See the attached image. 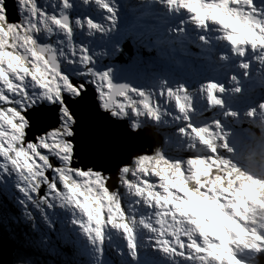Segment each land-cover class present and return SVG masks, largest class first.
<instances>
[{"label": "rangeland", "instance_id": "obj_1", "mask_svg": "<svg viewBox=\"0 0 264 264\" xmlns=\"http://www.w3.org/2000/svg\"><path fill=\"white\" fill-rule=\"evenodd\" d=\"M152 1L156 10L166 8L168 15H179V10L184 14L176 22L177 16L170 18L168 24L166 19L160 23L164 17L157 11L149 14L154 4L148 6L147 0H38L48 16L35 17L27 35L45 39L53 35L54 48L49 49L62 61L75 56L81 66L85 61L99 64L95 66L101 72L111 65L113 77L119 56L132 60L137 81L124 90V96L114 97L122 107L114 106L110 113L127 119L133 129H158L155 132L162 142L152 155L134 157L131 165L117 169L113 192L105 187L106 178L99 171L77 176L65 166L63 175L73 179L62 181L57 174L54 180L61 184L59 192L53 188L50 199L37 197L30 205L34 221L21 212L14 199L18 194L0 191L1 206L7 203L6 196L18 209L9 216L0 208V223L9 229L8 220H21L26 231H16L13 236L46 255V264H68V254H72L63 252L62 258L59 252L66 244L76 254L73 261L81 259L80 264H176L178 257L172 250L179 251L180 243L187 246L208 238L216 252L223 251V244L241 241L258 246L256 230L264 231V187L260 188L264 180H259L264 179V166L259 140L245 141L241 136L243 146L253 150L242 167L229 160L222 144L223 129L232 130V142L237 131L245 133L244 124L259 132L264 127V16L251 9L247 0ZM105 3L111 13L102 8ZM91 6L89 13L73 16L70 28L51 21L53 14H69L78 7L90 10ZM30 49L37 52L26 41H16L14 48L0 45V61L9 76L13 73L8 63L17 65L15 54L31 67L34 57ZM109 54L117 57L107 61L104 57L109 59ZM165 66H172L176 75L166 72ZM247 128L253 137L252 129ZM3 163L11 170L7 160ZM32 175L22 164L20 182L25 188L29 183L35 186ZM38 179L46 183L43 176ZM47 204L58 215L53 216ZM101 215L103 222L97 224ZM13 231L8 232L12 235ZM25 264L38 263L27 257Z\"/></svg>", "mask_w": 264, "mask_h": 264}, {"label": "snow or ice", "instance_id": "obj_2", "mask_svg": "<svg viewBox=\"0 0 264 264\" xmlns=\"http://www.w3.org/2000/svg\"><path fill=\"white\" fill-rule=\"evenodd\" d=\"M248 4L251 9L256 10L257 14L264 16V0H248ZM102 8L109 13L112 11L106 3L102 4ZM17 13L20 17L19 21L9 22L6 0H0V45L6 44L14 48L18 40L32 44L44 43L43 36H29L27 33L35 17L48 16L47 8L41 7L38 0H17ZM50 18L54 25L61 23L56 14ZM204 39L201 37L202 41ZM30 51L34 57L31 67L28 66L24 57L18 54H15L17 65L8 63L12 76L4 71V63L0 61V158H2L0 191L11 196L14 193L18 194L14 199L21 212L34 221L35 216L30 205L37 197L41 201L50 199V190L53 188L59 192L61 184L54 180L57 174H60L62 181L73 179L71 176L63 175L65 166L68 171L74 172L77 176L97 171L95 168L73 165L74 158L82 155L76 140V129L79 127L77 107L87 96L86 87L95 86L100 107L108 110L114 106L122 107L115 102L114 97L124 96L123 89L129 86H116L112 83L111 65L106 66L107 70L101 72L94 63L85 61L83 66L77 64L78 57L73 56L68 61H62L60 66L54 67L37 52L31 49ZM84 51L87 50L84 49ZM6 55L14 54L6 53ZM101 67L105 66L101 65ZM36 112L50 114L46 125L39 126L33 120V114ZM5 128L8 129L7 132L4 131ZM225 143L227 144V139ZM237 145L243 147V140L238 139ZM41 149L45 152L42 153ZM83 151L87 152V145L83 146ZM5 160L12 165L11 170L4 165ZM80 163H83V159ZM22 164L33 173L32 180L35 181V186L29 183L25 188L20 182L23 179L20 176ZM42 165L47 167L37 171L42 169ZM123 170L126 171V167ZM49 172L52 174L51 177L48 175ZM99 175L104 174L100 172ZM39 176H43L46 183H41ZM105 187H107L106 181ZM45 207L52 209L53 216L58 215L53 205L47 204ZM117 207L122 209L123 204ZM47 215L46 211L45 216ZM88 218L93 219L91 215ZM95 222L101 224L103 216L101 215V218ZM74 223L79 226L78 221ZM108 223L112 224V221L109 220ZM118 226L125 227L124 224ZM128 231L131 232V229ZM212 235L216 237L215 233ZM256 239L258 246L245 245L241 241L221 245L222 252L213 251L215 245L207 240L202 243L191 241L187 246L180 243L179 251L175 249L172 251L178 257L176 264H228L231 260H235L236 264H264V231L257 229ZM132 247L135 248V245L133 244ZM156 250L154 245L153 252Z\"/></svg>", "mask_w": 264, "mask_h": 264}, {"label": "water", "instance_id": "obj_3", "mask_svg": "<svg viewBox=\"0 0 264 264\" xmlns=\"http://www.w3.org/2000/svg\"><path fill=\"white\" fill-rule=\"evenodd\" d=\"M6 5L9 12V22L19 21L20 17L17 13L15 0H6ZM61 20L66 24L69 23L66 16L61 17ZM36 46L37 51L51 65L59 66L54 54L48 52L44 43L36 44ZM132 68L131 65L123 64L112 79V83L116 86H133L137 78L136 75L132 74ZM86 91L85 100L77 107L79 127L76 129V140L82 155L74 158L73 165L75 167L95 168L104 175H108V179L106 178L107 188L111 191L115 185L112 183V178L116 177L117 169L123 165H131L134 157L144 154L152 155L162 142L155 131L146 128H138L133 131L134 129L131 128L125 118H116L110 114L109 110H102L92 86H87ZM49 116L50 114L47 112H36L32 118L39 126H44L48 123ZM238 139H240V135L235 136L232 143L237 144ZM145 144L149 145L150 149L146 150ZM84 145H87L86 153L83 151ZM81 159H83V163H80ZM118 187L119 185L115 189ZM15 251L16 246L0 234V264H14Z\"/></svg>", "mask_w": 264, "mask_h": 264}, {"label": "trees", "instance_id": "obj_4", "mask_svg": "<svg viewBox=\"0 0 264 264\" xmlns=\"http://www.w3.org/2000/svg\"><path fill=\"white\" fill-rule=\"evenodd\" d=\"M39 36H42V35H39ZM47 41V39H45V42ZM50 42V41H49ZM129 47V46H128ZM123 53V52H122ZM124 57V56H123ZM122 57V58H123ZM121 58V59H122ZM129 57H124V59L122 60H126L128 59ZM121 61V60H120ZM96 99L98 100V97H96ZM99 102V101H98ZM100 106V105H99ZM102 109V107H100ZM103 110V109H102ZM243 172V171H242ZM239 174L241 176H243V174ZM244 173V172H243ZM259 180H264V179H259ZM261 187H264V183L262 185H260V188ZM263 189V188H262ZM261 191V190H260ZM6 200H7V203H5V205L1 206L0 204V208L2 210H4V213L5 214H9L12 215L14 213L17 212V206H15V204H13L10 200V198H7L5 197ZM17 214V213H16ZM10 219V218H9ZM9 223H10V226H9V229L5 228L2 223H0V234L6 238H8L15 246H16V251L14 253L15 255V260H14V264H25V260L28 258H30L31 260H33L34 262L38 263V264H46V255H42V254H38L36 251H34L32 249V247L28 248V246H25V245H22L17 239H16V236H13L16 234V231H26V227L25 225H21V224H18L13 222L12 219L8 220ZM12 225H14L13 227H11ZM15 229V230H14ZM9 230H14L12 232V235L9 234ZM71 246V245H70ZM69 244H66L64 245L65 248H62L64 249L65 251H68V252H74L73 250L71 251V248H70ZM71 261H68V264H80L82 263L81 262V259H77L75 261H73V257L72 259H70ZM57 262L59 263V260H57ZM74 262H77V263H74ZM66 263V261H65Z\"/></svg>", "mask_w": 264, "mask_h": 264}, {"label": "clouds", "instance_id": "obj_5", "mask_svg": "<svg viewBox=\"0 0 264 264\" xmlns=\"http://www.w3.org/2000/svg\"><path fill=\"white\" fill-rule=\"evenodd\" d=\"M227 15V13H226ZM223 22V21H222ZM261 108H264V105H261ZM103 109V108H102ZM105 110V109H103ZM251 115V113H249ZM135 131V129L133 130ZM225 136L224 139H227V144H222V147L225 148L226 153L229 157V160L235 165L242 167L244 164L247 163L250 155H252V149L248 146L240 147L237 144H234L231 142V136H232V130L231 129H223ZM253 137L257 138L260 143V163L262 166H264V127L260 129L259 134L252 133ZM177 181L178 183L182 184L183 181L179 180V174L177 173ZM182 191L185 189L181 188ZM226 191V189H225ZM191 196L192 194L189 193Z\"/></svg>", "mask_w": 264, "mask_h": 264}, {"label": "bare ground", "instance_id": "obj_6", "mask_svg": "<svg viewBox=\"0 0 264 264\" xmlns=\"http://www.w3.org/2000/svg\"><path fill=\"white\" fill-rule=\"evenodd\" d=\"M147 2H148V6H150V5H153V3H155V2H153L152 0H147ZM149 2H152V3H149ZM165 5V4H164ZM135 9H136V7H135ZM178 9V8H177ZM179 10V9H178ZM158 12V13H160V15H166V11H167V9L166 8H164V12H162L160 9L159 10H151V14H154L155 12ZM168 12V11H167ZM173 13H175V14H178V12H176L175 11V9L173 10ZM150 14V13H149ZM182 14H184V11H181V10H179V15L177 16V17H182ZM168 19V18H167ZM168 36H169V34L168 33H166ZM173 38H170L169 37V40H170V42H171V40H172ZM179 41V40H178ZM198 49V48H197ZM196 49V50H197ZM203 57L204 58H207V57H205L204 55H203ZM208 59V58H207ZM211 62L213 61L211 58L209 59ZM99 103V102H98ZM146 145V150H148V149H150L149 148V145H147V144H145ZM105 178H107L106 177V175H103ZM108 179V178H107ZM107 188V187H106ZM119 188V187H118ZM108 189V188H107ZM117 189V188H116ZM109 190V189H108ZM114 190H111V192H113ZM207 241H210L209 240V238H208V240Z\"/></svg>", "mask_w": 264, "mask_h": 264}, {"label": "flooded vegetation", "instance_id": "obj_7", "mask_svg": "<svg viewBox=\"0 0 264 264\" xmlns=\"http://www.w3.org/2000/svg\"><path fill=\"white\" fill-rule=\"evenodd\" d=\"M34 47H35V44H34ZM35 50H36V47H35ZM37 51V50H36ZM38 52V51H37Z\"/></svg>", "mask_w": 264, "mask_h": 264}]
</instances>
